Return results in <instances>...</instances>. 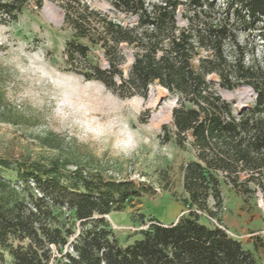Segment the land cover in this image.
<instances>
[{"label": "trees", "instance_id": "obj_1", "mask_svg": "<svg viewBox=\"0 0 264 264\" xmlns=\"http://www.w3.org/2000/svg\"><path fill=\"white\" fill-rule=\"evenodd\" d=\"M16 1L0 3V12L15 16ZM107 1L133 16L135 23L100 19L101 31L94 43L104 51L108 69L89 64L91 76L121 93L145 96L154 83L178 93L173 124L179 134L191 130L199 147V161L184 169L189 210L169 223L151 219L139 232L140 238L121 246L105 215L140 196L134 183L87 174L77 167L68 171L66 162L56 159L48 165L21 163L14 167L15 180L0 173V248L8 252L12 264H257L252 252L224 229L202 223L197 210L209 212L210 197L221 203L217 172L237 189L238 172L247 171L245 181L264 193V54L246 55L236 35L237 30L255 31L264 43V0H223L218 6L216 0ZM181 7L187 29H179L176 23ZM165 37L171 52L161 49ZM228 42L233 59L227 58L231 53L225 54ZM121 43L135 48L127 77L119 68L124 60ZM200 47L208 48L212 56L193 66L190 59ZM87 52L83 44L68 43V62H73V56L85 58ZM211 73L225 90L249 86L255 92L253 105L235 118L230 103L207 91L206 76ZM184 97L193 105L186 106ZM205 107L213 113L202 118ZM219 141L226 149L207 154L211 142ZM0 168L12 169L1 158Z\"/></svg>", "mask_w": 264, "mask_h": 264}, {"label": "rangeland", "instance_id": "obj_2", "mask_svg": "<svg viewBox=\"0 0 264 264\" xmlns=\"http://www.w3.org/2000/svg\"><path fill=\"white\" fill-rule=\"evenodd\" d=\"M222 2L216 0V5ZM16 5L15 16L0 12V158L12 167L0 168V173L15 180L16 165H48L56 159L66 162L68 171L77 167L87 174L134 183L140 196L105 215L121 246L140 238L139 232L151 219L169 223L186 214L184 169L188 163L199 161V147L191 130L179 134L173 124L172 109L180 102L178 93L158 83L149 85L145 96L121 93L91 76L89 64L108 69L104 51L94 43L101 31L100 19L106 16L131 25L135 18L116 10L107 0H41L39 6L37 0H17ZM182 13L181 7L176 23L179 29H187ZM74 23L85 29L76 30ZM257 34L237 30V40L244 44L249 57L264 54V43ZM68 43L87 46V56H73L69 63ZM161 46L162 51L171 52L167 37ZM119 49L124 59L119 68L127 77L135 48L121 43ZM230 53L228 42L225 54ZM211 56L208 48L200 47L190 63L197 66L201 59ZM227 58L233 59L232 53ZM206 81L207 91L231 104L235 118L253 105L255 92L249 86L242 84L230 92L218 85L215 73L207 75ZM232 92L238 94L230 96ZM66 99L71 106L63 108L68 115L62 118L57 107ZM181 100L186 106L193 105L185 97ZM211 113L205 107L200 116ZM219 115L226 119L221 112ZM210 145L207 154L227 146L222 141ZM238 173L235 189L223 173L217 172L221 203L210 197L206 202L209 212H197L202 223L222 226L252 252L257 264H264V193L253 182L245 181L247 171ZM0 264H12L8 252L1 248Z\"/></svg>", "mask_w": 264, "mask_h": 264}, {"label": "clouds", "instance_id": "obj_3", "mask_svg": "<svg viewBox=\"0 0 264 264\" xmlns=\"http://www.w3.org/2000/svg\"><path fill=\"white\" fill-rule=\"evenodd\" d=\"M66 105H67V106H71V101L66 99V100L62 101V102L58 105V107H57V115H58V116H61L62 118H66V117H67L68 113H65V112L63 111V108H64Z\"/></svg>", "mask_w": 264, "mask_h": 264}, {"label": "bare ground", "instance_id": "obj_4", "mask_svg": "<svg viewBox=\"0 0 264 264\" xmlns=\"http://www.w3.org/2000/svg\"><path fill=\"white\" fill-rule=\"evenodd\" d=\"M231 92V91H230ZM234 92V91H233ZM229 93V95L230 96H233L234 97V95H236V94H238V93ZM166 109L169 111L170 109H171V106L170 105H168L167 107H166Z\"/></svg>", "mask_w": 264, "mask_h": 264}, {"label": "built area", "instance_id": "obj_5", "mask_svg": "<svg viewBox=\"0 0 264 264\" xmlns=\"http://www.w3.org/2000/svg\"><path fill=\"white\" fill-rule=\"evenodd\" d=\"M254 98H255V94H254ZM219 227H221L222 229H224L222 226L218 225Z\"/></svg>", "mask_w": 264, "mask_h": 264}]
</instances>
